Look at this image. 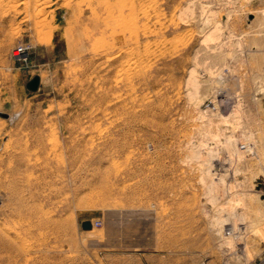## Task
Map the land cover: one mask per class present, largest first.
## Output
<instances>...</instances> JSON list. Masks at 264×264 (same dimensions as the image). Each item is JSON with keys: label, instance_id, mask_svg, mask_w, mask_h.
<instances>
[{"label": "rangeland", "instance_id": "1", "mask_svg": "<svg viewBox=\"0 0 264 264\" xmlns=\"http://www.w3.org/2000/svg\"><path fill=\"white\" fill-rule=\"evenodd\" d=\"M0 112V264H264V0H0Z\"/></svg>", "mask_w": 264, "mask_h": 264}, {"label": "water", "instance_id": "2", "mask_svg": "<svg viewBox=\"0 0 264 264\" xmlns=\"http://www.w3.org/2000/svg\"><path fill=\"white\" fill-rule=\"evenodd\" d=\"M40 84H41L40 76L35 75L26 83V87L28 88V90L34 92V91H37L39 89ZM0 115L5 117V118L10 117V115L8 113H4V112H0ZM82 227L84 229H91L92 228V222L90 220H86L82 223Z\"/></svg>", "mask_w": 264, "mask_h": 264}, {"label": "built area", "instance_id": "3", "mask_svg": "<svg viewBox=\"0 0 264 264\" xmlns=\"http://www.w3.org/2000/svg\"><path fill=\"white\" fill-rule=\"evenodd\" d=\"M26 53V48L23 46H20L19 48L16 49V56H24Z\"/></svg>", "mask_w": 264, "mask_h": 264}, {"label": "bare ground", "instance_id": "4", "mask_svg": "<svg viewBox=\"0 0 264 264\" xmlns=\"http://www.w3.org/2000/svg\"><path fill=\"white\" fill-rule=\"evenodd\" d=\"M213 31V30H212ZM145 64V63H144ZM196 82V81H195ZM194 84V83H193ZM198 85V84H197ZM93 225V224H92Z\"/></svg>", "mask_w": 264, "mask_h": 264}]
</instances>
